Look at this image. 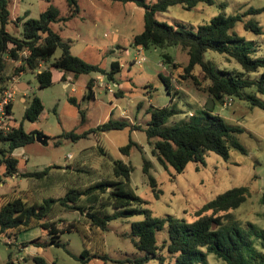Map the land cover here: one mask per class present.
Here are the masks:
<instances>
[{"label": "rangeland", "instance_id": "374dc122", "mask_svg": "<svg viewBox=\"0 0 264 264\" xmlns=\"http://www.w3.org/2000/svg\"><path fill=\"white\" fill-rule=\"evenodd\" d=\"M144 1L147 5L157 2ZM212 2V5L198 4L190 11L184 10L181 6H174L164 13H157L155 18L176 29L195 33L199 26L208 24L217 16H241L250 8H264V0H212ZM50 5L59 11L60 17L68 16L69 10L65 0H10L11 22L7 25V31L20 38L24 20L20 22L17 19H22L25 13H28L29 19H38ZM78 6L79 12L73 19L66 23L52 24L51 29L60 34L63 42L69 44L74 57L98 65L107 72L111 70V63L117 61L121 69L116 74V82L110 83L102 76L103 85L109 87V90L98 88L96 99L91 100L83 97L85 92L83 86L89 78H95L97 74L82 75L78 82L69 84L67 89H64L62 83L57 80L49 87L39 88L35 74L27 71L18 74L19 76L13 75L19 64L8 61L5 76L9 80L18 76L19 82L28 85L25 103L20 101V93L15 92L12 103L14 125H21L26 133L33 132L47 139L46 146L35 142L16 150L18 171L33 172L44 167L53 168L42 180L10 179L4 187H0V192L19 186V190L27 191L25 201L28 200L26 202L29 204L41 203L46 198L58 199L69 189L83 190L98 181L113 179L114 162L121 161L132 167L130 184L142 204L132 205L134 209L140 211L138 214L129 218L112 219L107 224L105 232L90 226L85 215L65 212L56 206L54 220L60 222L58 227L69 229V225L72 224L76 229L61 233L54 242L49 238L42 241L43 251L39 257L46 264H83L85 259L94 255L99 258L90 259L85 264H118L134 260L143 254L136 251L130 242V226L143 220L141 210H148L155 218L172 217L191 223L197 219V212L206 203L217 195L238 187H247L250 195L238 209L231 211L234 220L241 223L243 228L251 223L264 230V206L259 203L261 192L264 190V110L251 107L247 101L248 97H257L264 101V96L258 95L254 88L244 89L240 97L232 98L230 106L222 108V105H216L213 110V114L222 117L228 125L242 128L243 132L236 138L245 149V154L231 149L229 159L225 161L209 152L205 154L203 164L189 163L180 174L175 173L170 167L164 169L151 155L155 140H151L149 144L141 130L131 132L124 129L105 133H93L91 130L109 119L128 121V118L132 120L133 125L145 129L150 120L148 113L150 108L163 106L161 100L166 104L171 101V96L168 97L164 93L165 87L161 77L170 79L173 85V101L170 105L178 112L167 125L172 126L179 122L205 124L207 121L203 111L210 99L203 89L206 83L197 87L190 79L181 80V70H175L172 64L164 62L163 54H167L172 57L174 64L185 67L188 64V56L180 47L163 50L150 48L137 55L132 41L134 36L143 31V9L131 3L122 4L111 0H78ZM248 21L257 24L261 33L245 31L243 25ZM116 32L119 35L117 43L113 41V34ZM232 32L245 39L254 58L264 56V11L255 15H245ZM60 55L61 51L57 50L43 67L50 68ZM135 58H144V61L135 63ZM205 61H210L217 72L233 77L244 75V79L252 81L258 80L261 72L249 76L241 74L240 67L233 60L212 52L205 54ZM199 72V68L194 71L195 74ZM175 82H179L180 85L176 86ZM118 88L125 92L124 99H115L114 93ZM2 93L1 90L0 95ZM34 97L41 100L43 112L36 122L30 123L24 120L23 115ZM195 97L202 101V107ZM130 98L133 100L129 101ZM69 99L75 100L76 105L71 104ZM70 132L76 135L86 134L77 141L60 137ZM129 140L136 143L139 149L133 147L126 156L120 152V148L126 146ZM2 145L0 143L1 147ZM143 159L151 163L149 175L155 182L154 191L150 187L148 176L142 172ZM105 196H102V202ZM85 201L86 199H83L81 204L85 205ZM88 211L102 216L106 213L116 216L121 210L108 207L106 211L100 204H96ZM205 214L210 213L202 215ZM31 232H21L17 242L28 238ZM166 238L165 227L157 234L158 247ZM255 248L264 253L258 242ZM84 251L87 252V257L85 255L82 257ZM158 254L163 256L165 264L173 263L174 259L167 255L165 250ZM103 256L107 257V261L102 260ZM0 258L5 264L10 260L15 264H34L31 258L23 262L22 259L25 258L23 253L17 255L14 249L7 247L1 240ZM208 262L223 264L213 255L208 256ZM147 264H158V261L151 257Z\"/></svg>", "mask_w": 264, "mask_h": 264}, {"label": "trees", "instance_id": "16d2710c", "mask_svg": "<svg viewBox=\"0 0 264 264\" xmlns=\"http://www.w3.org/2000/svg\"><path fill=\"white\" fill-rule=\"evenodd\" d=\"M69 14L60 17L59 11L52 5L40 14L38 19H29L25 13L20 22L22 25L21 37L11 35L7 31V25L11 22L9 11L10 0H0V91L7 89L9 78L5 76L7 62H18L13 75L27 71L35 74L39 88L52 85V72L50 68L39 71L40 65L48 63L57 50L61 51L60 57L51 64V68L77 79L82 75L99 74L106 77L110 83L115 82V76L120 71L117 61L111 63V70L106 72L98 65H92L83 59L74 57L70 53L69 44L63 42L60 34L51 29L52 24L66 23L73 19L79 12L78 0H65ZM122 4H134L143 9V31L134 36L132 46L135 49L148 50L167 49L180 47L187 52L188 64L185 67L177 66L172 62V57L163 54L166 64H172V68L180 69L181 80L190 79L194 85L203 87L214 107L207 109L205 124L177 123L168 126L169 120L178 112L173 106L163 108L151 107L148 113L150 120L145 129L131 125L127 120H107L105 123L91 130L93 133H105L129 129L131 132L141 130L145 133L149 144H152L151 155L159 166L167 169L170 167L175 173H182L189 163H204L206 153H214L227 161L231 149L245 154V149L239 144L236 136L243 132L239 126H230L224 119L213 114L216 105H222L224 98L240 97L244 89L254 88L258 95L264 96V56L254 58L245 39L231 31L245 15H255L264 11L261 9H248L243 15L217 16L208 24L201 25L197 31L190 32L176 29L173 26L156 20L157 13H164L169 8L181 6L190 11L198 4L212 5V0H157L152 5H147L144 0H111ZM13 22V20H12ZM17 22L16 20L14 21ZM245 31L260 34L261 29L252 21L244 23ZM242 47V49H240ZM25 52L26 57L20 53ZM208 52L224 55L233 60L241 69V74L249 76L260 72L258 80L244 79V75L230 76L217 72L210 61H205ZM199 68L200 72L194 71ZM161 81L170 95L173 87L170 79L162 78ZM93 80H89L84 98L93 100ZM175 84H179L175 82ZM178 85V86H179ZM121 94V93H120ZM119 92L115 96H118ZM249 105L264 110V101L257 97H248ZM69 102L76 105L75 100ZM12 115V104L8 107ZM43 112V105L39 98L34 97L24 111V120L34 123ZM83 116V114H82ZM85 134L76 135L73 132L61 135L62 138H70L77 141ZM0 183L6 178L18 175V159L12 156L17 149L24 148L35 143V133H26L21 125L13 126L6 135L0 133ZM6 144V147L4 145ZM139 146L129 140L128 144L120 148L123 155L128 156L132 148ZM53 167H46L41 171H34L18 175L29 180H42ZM150 161L143 159L142 172L148 176L152 191L155 188L154 179L149 175ZM132 167L121 161L114 162L113 179L98 181L83 190L69 189L61 198H46L41 203L29 204L24 199L15 196H0V237H6L16 241L21 232L38 227L45 231L51 242H54L61 233L75 230L72 224L69 229H60L59 221L54 220L56 206L65 212H78L86 216L90 226L103 232L107 231V224L116 217L129 218L140 211L132 205H141V199L134 193L130 184ZM106 195L102 202V196ZM156 197V193L154 192ZM247 187H238L217 195L212 201L206 203L198 212L197 219L191 223L172 217L155 218L148 210H141L144 218L140 222H134L130 226L129 239L136 251L143 256L131 261L129 264H147L152 257L158 264H165L162 255L158 252L165 250L166 254L174 260L172 264H209L208 256L213 255L223 264H264V253L257 251L255 244L258 242L264 250V230L248 223L243 228L241 223L234 220L231 211L238 209L249 198ZM86 199V204H81ZM264 206V190L259 200ZM100 204L104 210L108 207L121 210L116 216L106 213L98 215L88 210L94 205ZM210 213L205 214L204 213ZM167 228V238L162 241L160 247L157 244V234ZM11 247L12 245H6ZM58 246V245H56ZM87 255L84 251L83 256ZM87 257V256H86ZM96 255L83 261L97 259ZM107 261V257H101ZM34 264H46L40 257L32 259ZM123 262H118L121 264ZM123 263V264H124ZM7 264H12L8 262Z\"/></svg>", "mask_w": 264, "mask_h": 264}, {"label": "crops", "instance_id": "0c3cea01", "mask_svg": "<svg viewBox=\"0 0 264 264\" xmlns=\"http://www.w3.org/2000/svg\"><path fill=\"white\" fill-rule=\"evenodd\" d=\"M118 40H119V35H118V33L116 32V33H114L113 34V41H115V43H117L118 42ZM137 51H138V49H136ZM140 50V52L141 51H143L142 49H139ZM71 53V52H70ZM19 64V63H18ZM44 64H47V63H44ZM44 64H41L40 65V69H39V71H41V70H43V69H46V68H48V67H46V68H44L43 66H44ZM120 65V64H119ZM50 69H51V72H52V84L55 82V80H57V81H59V82H61L62 83V86H63V88L64 89H67L68 88V86H69V84H71V83H76V82H78V80H79V78L81 77V76H79L77 79H74L73 77H72V75H70V74H67V75H65L64 76V78H62L63 77V73H61V72H59L58 70H56V69H54V68H51L50 67ZM120 69H121V66H120ZM107 72V71H106ZM168 74H170V73H168ZM89 80H93L94 82L93 83H97V82H102L103 83V77H102V75H100L99 76V74H97V76L95 77V78H89ZM89 80H87V81H89ZM172 80V79H171ZM115 82H116V76H115ZM114 82V83H115ZM87 83L88 82H86L85 83V85L83 86L84 87V89H85V92H84V94H83V97H85L86 96V93H87V89H86V85H87ZM104 84V83H103ZM117 86H118V84H116ZM176 85V84H175ZM145 86H150V85H145ZM176 86H178V85H176ZM98 88H105V90H108L106 87H104V86H94L93 85V88H92V91L94 92V98H93V100H95L96 99V91H97V89ZM178 88V87H177ZM165 89V88H164ZM172 90L173 89H171V94L169 95L167 92H166V89L164 90V93L166 94V96H168V97H170L171 96V101H173V95H172ZM16 91L17 92H19L20 93V101L22 102V103H25L26 102V95H27V93H28V85L27 84H25L24 82H19L18 81V83H17V89H16ZM117 92H119V95L118 96H115L114 95V97H115V99L116 100H118V99H120V98H122V99H124V97H125V92L121 89V88H118L117 89V91L114 93V94H116ZM156 92L158 93V90H156ZM121 93V94H120ZM148 93V92H147ZM196 98V97H195ZM197 99V98H196ZM199 99V98H198ZM197 99V101L199 102V104H200V106L202 107V101L199 99L198 100ZM133 100V98H130L129 99V101H132ZM171 101H170V103L169 104H166V102H164V100H161L160 101V103L161 104H163V106H159V107H156V108H163V107H170L171 105ZM28 107V106H27ZM26 107V108H27ZM123 111H126V110H123ZM113 112H111V114H112ZM121 113H123V112H121ZM121 113H120V115H121ZM42 114V113H41ZM192 115V114H191ZM190 116V115H189ZM190 117H192V116H190ZM132 120L130 119V118H128V122L131 124V125H133V123L131 122ZM0 148H1V146H0ZM21 149V148H20ZM19 149H17V151H18ZM12 156L13 157H15V158H17L16 157V150L13 152V154H12ZM46 167H44V168H42V169H40V170H36V171H41V170H43V169H45ZM30 171H23V172H19L18 171V175H22V174H24V173H29ZM34 172V171H33ZM51 172V171H50ZM49 172V173H50ZM13 176V177H9V178H6L5 180H4V182L3 183H0V187H4L5 185H6V183H7V181H9L10 182V179H12V180H17L18 178H21L20 176ZM21 179H24V178H21ZM9 186V185H8ZM18 186V185H17ZM9 187H11V186H9ZM20 188H19V186H18V188H16V189H11V188H9V190L8 191H3V192H0V196H8V195H10V196H15V197H20V198H22V199H24L25 200V198H26V195H27V191H24L23 189L22 190H19ZM27 199V198H26ZM27 202H28V200H26ZM34 230V231H33ZM30 231H32L30 234H28V238H26L25 240H23V241H20V242H17V240L16 241H13V243H12V246L10 247L11 249H14L15 250V252L17 253V255H19L20 253H23V255L25 256V258H23L22 259V261L23 262H25L26 261V259H28V258H31V259H33L34 257H39V255L42 253V251H43V247H42V244H43V242L42 241H44L45 239L47 240V238H49V237H47L48 235H47V233L45 232V231H43L42 229H40V228H38V227H34V228H32V229H30V230H28V231H25V232H30ZM8 247V246H7ZM22 258V257H21ZM41 258V257H40ZM11 261V260H10ZM9 261V262H10ZM12 262V261H11ZM0 264H5V263H3L2 262V260H1V258H0ZM7 264V263H6ZM12 264H15V263H12ZM16 264H19V263H16ZM25 264V263H24Z\"/></svg>", "mask_w": 264, "mask_h": 264}, {"label": "built area", "instance_id": "2783aa9c", "mask_svg": "<svg viewBox=\"0 0 264 264\" xmlns=\"http://www.w3.org/2000/svg\"><path fill=\"white\" fill-rule=\"evenodd\" d=\"M136 53L138 55L140 53V50L138 49V51ZM20 54L22 56L26 57L25 52H21ZM137 61L142 62V61H144V58H140V59L135 58V63ZM21 74H19V75H21ZM18 76L12 77L9 80L7 89L4 90L3 93L0 95V133L3 135H6L8 132L11 131L12 127L15 126L14 122H13L12 115L9 114L8 107L13 103V100L15 97V92H16L17 83H18ZM95 84L97 86H106V85H103L102 82H97ZM106 88L108 89L109 87L106 86ZM232 102H233L232 98L226 97V98H224L221 107L226 108V107L230 106ZM0 240L5 245H12V243H13V241L11 239L6 238V237H0Z\"/></svg>", "mask_w": 264, "mask_h": 264}, {"label": "water", "instance_id": "95a60500", "mask_svg": "<svg viewBox=\"0 0 264 264\" xmlns=\"http://www.w3.org/2000/svg\"><path fill=\"white\" fill-rule=\"evenodd\" d=\"M213 102L211 99L208 100L207 102V109L210 110L212 109ZM35 142L38 143L39 145L46 146L47 144V139L41 135H35Z\"/></svg>", "mask_w": 264, "mask_h": 264}]
</instances>
